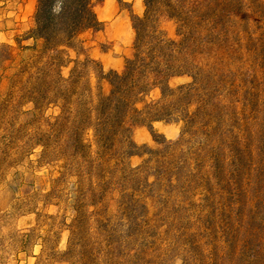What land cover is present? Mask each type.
I'll return each mask as SVG.
<instances>
[{
    "label": "trees",
    "instance_id": "trees-1",
    "mask_svg": "<svg viewBox=\"0 0 264 264\" xmlns=\"http://www.w3.org/2000/svg\"><path fill=\"white\" fill-rule=\"evenodd\" d=\"M239 2L144 0L143 15L131 13L135 31L131 55L121 71H105L79 40L85 30L104 27L93 0H37L29 35L42 38L43 46L36 59L16 73L23 83L18 110L26 103H32V109L31 117L15 131L34 125L26 142L28 151L41 146V160H64V171L54 179L49 195L62 192L56 182L78 177L79 194L73 200L77 220L86 216L89 206L101 216L98 206L112 185L119 189L118 206L128 227L149 210L147 197L181 202L200 187L203 199H217L230 209L235 253L243 254L252 244L253 254L245 264H264V117L252 122L253 129L243 130L233 101L224 102L216 94L217 73L195 58L220 34V20L229 19ZM225 7L230 13L223 12ZM163 19L176 20L179 39L166 34ZM70 49L85 55L83 66L95 65L94 100L80 89L83 75ZM73 60L75 65L65 76L62 68ZM182 75L192 80L177 86L169 83L171 77ZM102 78L110 84L107 94L100 90ZM155 87L160 96L144 101ZM252 99L247 96L245 108ZM58 103L60 113L54 120L44 116L50 105ZM259 112L264 114V103ZM158 120L182 122L180 137L159 141L161 133L153 125ZM137 125L148 127L161 148L138 144L133 139ZM87 129L92 130L90 142L84 137ZM135 155L146 157L133 166L129 159Z\"/></svg>",
    "mask_w": 264,
    "mask_h": 264
},
{
    "label": "rangeland",
    "instance_id": "rangeland-1",
    "mask_svg": "<svg viewBox=\"0 0 264 264\" xmlns=\"http://www.w3.org/2000/svg\"><path fill=\"white\" fill-rule=\"evenodd\" d=\"M93 2L99 10L102 1ZM237 6L233 13L225 7L223 12L231 17L220 20V34L195 58L201 66L217 73L215 93L224 102L233 101L239 113L238 123L247 131L254 128L252 122L264 117L259 112L264 103V0H240ZM161 27L169 37L179 39L175 19H163ZM94 38L91 29L79 36V40L89 43ZM109 45L101 43L103 49ZM128 48L132 51L133 44ZM10 53L9 46L0 45V69H4ZM37 54L21 60L16 69L6 74L4 92H0V264H245L249 260L252 244L243 254L235 253L237 239L230 209L217 199H203L200 187L181 202L147 197L149 210L133 218L131 227L119 209L116 185L108 189L98 206L101 216L92 212L94 206H89L86 216L78 220L73 207L79 194L77 176L56 182L62 192L49 195L54 179L64 171V160H41V146L28 151L26 142L34 125L15 131L31 117L32 109V103H26L18 110L23 83L18 82L16 73L20 66L34 61ZM84 57L83 53L72 54L83 75L80 89L94 100L98 93L95 65L83 66ZM75 60L62 68L65 76L71 73ZM2 75L5 74L0 73V82ZM103 79L106 78L100 80L102 93ZM191 80L187 75L173 76L169 83L177 86ZM159 96L160 89L155 87L144 101ZM247 96L253 99L245 108ZM190 109L194 110L195 104ZM59 113L60 103L52 104L44 116L54 120ZM172 123L176 135L169 138L161 133L159 141L180 137L182 122ZM84 137L86 142L92 141V130L87 129ZM150 146L161 148L162 143L154 140ZM145 157L135 155L129 161L136 166Z\"/></svg>",
    "mask_w": 264,
    "mask_h": 264
},
{
    "label": "crops",
    "instance_id": "crops-1",
    "mask_svg": "<svg viewBox=\"0 0 264 264\" xmlns=\"http://www.w3.org/2000/svg\"><path fill=\"white\" fill-rule=\"evenodd\" d=\"M36 5L37 0H0V45L4 44L11 48L4 69H0V73L5 74L2 75L0 82L1 93L4 92L6 74L16 69L21 60L37 54L43 46L42 38H34L29 35V31L35 25ZM144 10V0H122V3L118 0H102L99 10L96 12L99 19L104 22V27L99 31L91 29L95 32V38L91 43L83 40L86 54L99 60L105 71L110 69L121 71L125 59L132 53L128 48L130 44H133V32H135L131 13L143 15ZM120 26H124L123 31L122 29L118 30ZM103 42H108L110 45L103 49L101 47ZM69 52L71 57L72 54H76L73 49H70ZM109 85L108 80L103 79L104 94L109 92ZM153 125L157 132L164 133L169 138L176 135V129L172 122L158 120ZM133 139L138 144L152 145L154 143L153 136L145 125H137L134 128Z\"/></svg>",
    "mask_w": 264,
    "mask_h": 264
},
{
    "label": "bare ground",
    "instance_id": "bare-ground-1",
    "mask_svg": "<svg viewBox=\"0 0 264 264\" xmlns=\"http://www.w3.org/2000/svg\"><path fill=\"white\" fill-rule=\"evenodd\" d=\"M122 29V31H123V29H124V26H120V28H118V30H121Z\"/></svg>",
    "mask_w": 264,
    "mask_h": 264
}]
</instances>
